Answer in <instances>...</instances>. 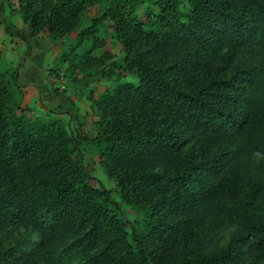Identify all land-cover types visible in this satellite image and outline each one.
Returning a JSON list of instances; mask_svg holds the SVG:
<instances>
[{
    "label": "trees",
    "instance_id": "16d2710c",
    "mask_svg": "<svg viewBox=\"0 0 264 264\" xmlns=\"http://www.w3.org/2000/svg\"><path fill=\"white\" fill-rule=\"evenodd\" d=\"M145 1L19 0L31 36L53 40L103 6L80 39L99 48L111 31L138 84L99 103L96 145L139 217L92 185L77 136L28 116L18 73L0 70V230L27 223L40 238L0 249V264H264V0H154L143 22L132 10Z\"/></svg>",
    "mask_w": 264,
    "mask_h": 264
},
{
    "label": "rangeland",
    "instance_id": "374dc122",
    "mask_svg": "<svg viewBox=\"0 0 264 264\" xmlns=\"http://www.w3.org/2000/svg\"><path fill=\"white\" fill-rule=\"evenodd\" d=\"M12 4L4 21L0 22V70L7 73L6 78L13 72L18 73V82L24 94L21 106L28 116L61 122L77 136L84 168L92 185L108 190L112 199L120 204L121 215L135 222L139 214L124 203L116 181L106 173L95 137L101 116L99 103L113 95L122 83L137 85L138 80L120 68L125 51L111 38V31L97 34L100 40L105 41L99 48L93 49L90 38L80 39V32L93 19L100 18L103 6L91 8L70 35L53 40L47 35L32 37L31 33L27 38L21 28L10 33L9 27L19 18L27 30L24 32H30L22 20L18 0H12ZM149 10L158 11L154 0H146L132 12L146 22ZM104 54L110 56L108 61L98 62L97 59ZM237 230V226H231L207 236L205 252L208 254L225 248ZM39 241V235L31 224L9 225L0 230L2 251L25 253L35 248ZM72 242V239L66 240L60 250L66 249ZM73 263L78 264L76 260Z\"/></svg>",
    "mask_w": 264,
    "mask_h": 264
},
{
    "label": "crops",
    "instance_id": "0c3cea01",
    "mask_svg": "<svg viewBox=\"0 0 264 264\" xmlns=\"http://www.w3.org/2000/svg\"><path fill=\"white\" fill-rule=\"evenodd\" d=\"M18 2H19V0H18ZM13 4H14V2H13ZM7 11H8V5L6 4V2H4V0H0V22L4 21L6 14H7ZM17 28H21L22 32L24 33V36H27V38L30 36V32H24L27 30H25L26 28L23 25L20 18L18 19V21L16 20L15 24H13L11 27H9L10 33L13 30H17Z\"/></svg>",
    "mask_w": 264,
    "mask_h": 264
}]
</instances>
